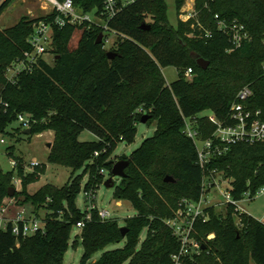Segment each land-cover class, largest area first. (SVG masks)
<instances>
[{
    "label": "trees",
    "instance_id": "16d2710c",
    "mask_svg": "<svg viewBox=\"0 0 264 264\" xmlns=\"http://www.w3.org/2000/svg\"><path fill=\"white\" fill-rule=\"evenodd\" d=\"M13 1L0 6V15ZM72 1L86 11L102 6V0ZM176 2L180 8L184 0ZM216 15L244 26L250 38L236 48L231 36L219 30ZM44 19L23 17L16 25L0 29V135H11L8 130L18 116L31 114L35 123L28 137L53 132L48 161L70 168L72 177L62 188L47 184L30 193L28 186L44 168L25 173L19 163L22 159L14 155L15 147L8 148L18 161L22 185L15 198L20 206L32 205L36 214L46 211V230L28 238H16L10 230L0 233V264H64L73 230L86 216L77 206L78 196L83 189L97 192L105 181L102 170L108 169L112 176L116 162L110 156L120 143L135 142L137 125L145 115L150 116L147 124L157 123L156 131L130 156L121 157L129 166L126 177L115 182L113 194L118 202H130L137 214L125 220L123 230L118 220H101L95 210L74 245L81 240L80 264H174L172 257L181 243L167 221L174 218L182 200L201 199L204 178L211 170L233 180L231 193L237 201L264 187V143L233 145L204 170L195 142L185 134L186 119L196 118L200 137L212 138L215 126L199 115L211 111L227 119L245 87L252 91L248 107L260 110L264 120V0H214L211 10L199 14L204 29L193 28L194 21L172 26L165 0L139 1L109 23V31L118 37L113 60L105 43L97 44L102 29L56 27L54 63L40 59L31 71L9 81V68L31 51L28 39L34 25ZM145 23L151 30L142 29ZM79 29L83 32L78 47L71 50ZM197 58L208 62V68L199 67ZM168 67L178 70L179 77L171 84L163 74ZM189 69L193 71L190 80L185 77ZM85 131L97 140L80 141ZM82 169L84 173L75 177ZM14 174L15 170L6 174L0 170V201L15 187ZM167 177L174 181L166 182ZM206 213L208 220H199L193 234L203 251L185 264H264V223L239 214L232 205L223 211L212 206ZM144 230L146 239L140 245ZM211 234L215 238L208 241ZM123 241V248L91 261L106 247Z\"/></svg>",
    "mask_w": 264,
    "mask_h": 264
},
{
    "label": "built area",
    "instance_id": "2783aa9c",
    "mask_svg": "<svg viewBox=\"0 0 264 264\" xmlns=\"http://www.w3.org/2000/svg\"><path fill=\"white\" fill-rule=\"evenodd\" d=\"M6 0H0V6ZM44 4V20L34 25V31L28 39L31 51L25 53L23 60L14 63L7 72V78L11 82H15L21 72L31 71L40 59L52 53V44L54 40V29L66 26H76L77 28H96L102 29L103 42L107 45L112 43L111 37H117L115 33L109 31V23L115 19L125 8L132 6L142 0H102V6H94L90 10H84L74 4L72 0H41ZM211 2L214 0H184L180 8L176 4V16L178 23L180 21L188 23L194 21L192 27L204 29L199 20V14L203 10H211ZM219 30L228 33L236 48H239L245 40L250 38L244 26L238 25L236 22L229 24L226 20L220 19L218 15L215 17ZM83 32V29H79ZM210 33L207 32L206 36ZM118 38V37H117ZM116 42L112 45L115 46ZM187 79L193 78V71L189 69L185 72ZM252 96L249 87L243 88L237 95L235 103L230 108L228 118L221 120L214 113L207 117L209 122L215 126L212 138L203 140L200 132L196 128L197 119H186L185 134L191 138L198 150V163L202 169H206L212 160L225 155L231 146L240 143L254 145L264 143V120L261 118L260 110H252L247 103ZM148 114L147 112H144ZM18 122L25 130L31 129L35 121L31 114H21L18 116ZM0 142L5 143V139L0 136ZM100 153L96 152L95 157H99ZM14 170L18 168V161L11 162ZM38 161H33L27 166L25 173H33L40 167ZM105 170L101 171V174ZM232 179L224 178L223 173L217 170H211L209 175L205 176L203 181V195L199 201H190L184 199L180 203V207L174 218L167 221V225L172 229L174 235L181 243V249L173 255L174 264H185V260L194 259L201 255L203 245L193 234L195 232V224L199 220L204 222L208 220L206 209L215 206L216 202L210 200V196L214 190H220L222 184L228 186L226 191L220 192L224 197V206L232 205L239 214H248L241 206L243 201H253L259 195L264 193V187L256 194L247 192L242 200L237 201L232 196ZM21 180H15V188L18 189ZM86 199L87 209L86 216L83 221L78 222L76 229L81 230L86 221L93 219V212L97 210L101 220L113 219L109 211L100 210L95 202L97 192L93 190L86 191L83 189ZM17 199L7 197L0 201V233L11 231L16 238H28L45 232V221L40 220L36 213L29 214L22 207L17 206ZM237 224L241 226V221ZM214 234L208 235L207 240L212 241Z\"/></svg>",
    "mask_w": 264,
    "mask_h": 264
},
{
    "label": "rangeland",
    "instance_id": "374dc122",
    "mask_svg": "<svg viewBox=\"0 0 264 264\" xmlns=\"http://www.w3.org/2000/svg\"><path fill=\"white\" fill-rule=\"evenodd\" d=\"M165 1L168 6V18L170 24L176 27L178 24V20L176 16L175 0ZM44 7L45 4L41 0H14L0 15V29L10 28L16 25L23 17H28L30 19L43 17L45 13ZM81 35L82 34L80 31L75 33L70 43L71 50L77 49L79 41L81 39ZM111 39L113 40L112 43H110L109 45L105 44L104 46L107 52L113 50L116 45H112L117 41L118 38L115 36L111 37ZM45 59L51 64L54 63V55L52 53L46 55ZM163 74L168 84L173 83L179 77L178 70L175 67H168L163 69ZM210 115L211 111H206L200 114L199 116L208 117ZM20 127H22V130L18 131ZM156 127V122H153L151 124L142 122L139 123L137 125L138 132L135 142L132 144L120 143L117 149L110 156L109 160H113L117 163L118 161H121L122 156H130L142 145V143L146 139L153 137L156 131ZM8 131L11 135H0L6 141L3 144L0 142V169L4 174L14 171L11 162L15 161V158L8 154V148L14 146V155L15 157H19L22 159V162L19 161V163H22L25 170L27 166H29L33 161H38L41 164L40 169L44 168V170L39 174L38 179L28 186V191L30 193H34L40 190L47 184H53L59 188H62L70 181V178L72 177V170L70 168L54 165L49 163L48 161V155L50 152L48 144L53 143V132L46 131L40 135H35L29 138L27 135L24 134L25 129L19 122L14 123ZM96 140L97 137L88 131L83 132L80 137V141L82 142H91ZM83 173L84 169L78 171L75 174V177L80 176ZM103 175L105 177V181L103 184L99 185L94 203L100 210L103 209L109 211L112 215V218L118 220L119 224L123 227L125 225V220L127 218L134 217L137 212L135 211L131 203L128 201H120V204H118V201L115 200L113 197L114 188H108L105 186V182L111 177L110 171L108 169H105V173H103ZM83 178L84 179L82 183L84 187L89 178L88 174L85 175V177ZM14 180H20L17 174V169L15 170ZM120 180V178H114V181L117 184H119ZM227 188L228 186L226 184H222L220 190H214L213 194L210 196V200L216 202V206L220 211H223L224 209V197L220 194V192L221 190L226 191ZM21 189L22 185L20 183L17 191H20ZM87 205L88 204L86 203L84 192L82 190L81 194L77 198V206L81 211L85 212L87 209ZM17 206L22 207V209H25L29 214L36 213L35 208L30 204L20 206V201L18 200ZM241 206L244 208L246 213L259 220L260 222L264 223V193L262 195H259L253 201H243L241 203ZM37 215L39 216L40 220H44L46 217V211L40 210ZM80 233L81 231L76 228L73 230L69 248L65 256L64 264L81 263V259L84 254V249L81 240H79L76 246L74 245L75 239ZM146 235L147 230H144L141 235L140 245L142 244V242L145 241ZM124 246L125 241L119 244H112L106 247L103 251H100L99 253L95 254L91 261L96 262L101 258L103 253L121 249ZM251 264L255 263L251 262Z\"/></svg>",
    "mask_w": 264,
    "mask_h": 264
},
{
    "label": "water",
    "instance_id": "95a60500",
    "mask_svg": "<svg viewBox=\"0 0 264 264\" xmlns=\"http://www.w3.org/2000/svg\"><path fill=\"white\" fill-rule=\"evenodd\" d=\"M152 26L150 24H143L142 25V29L143 30H151ZM103 33L99 34L98 36V39H97V44L98 45H102L103 44ZM107 56L110 60H113L117 57V53L113 52V51H109L107 53ZM197 62V65L203 69H207L208 66H209V63L204 61L203 59L201 58H197L196 60ZM150 119V116L149 115H145L143 118H142V123H147L148 120ZM32 133V130L31 129H27L24 131V134L29 136L31 135ZM48 147L51 148L52 147V143H49L48 144ZM129 166V162L127 160H121V161H118L113 169H112V176L105 182V186L108 187V188H114L115 186V181H114V178H125L126 177V169L127 167ZM1 170V169H0ZM173 178L172 177H167L166 178V182H173ZM17 192V189L15 187L13 188H10L9 190V197L11 198H14L15 197V194ZM125 228L123 227V230Z\"/></svg>",
    "mask_w": 264,
    "mask_h": 264
},
{
    "label": "crops",
    "instance_id": "0c3cea01",
    "mask_svg": "<svg viewBox=\"0 0 264 264\" xmlns=\"http://www.w3.org/2000/svg\"><path fill=\"white\" fill-rule=\"evenodd\" d=\"M118 204H120V201L118 202Z\"/></svg>",
    "mask_w": 264,
    "mask_h": 264
}]
</instances>
